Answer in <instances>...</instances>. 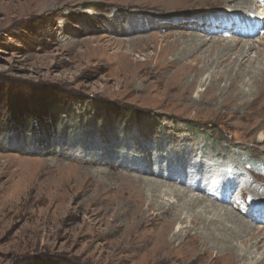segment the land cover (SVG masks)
<instances>
[{
	"label": "rangeland",
	"instance_id": "374dc122",
	"mask_svg": "<svg viewBox=\"0 0 264 264\" xmlns=\"http://www.w3.org/2000/svg\"><path fill=\"white\" fill-rule=\"evenodd\" d=\"M153 1L0 0V264H126L130 260L112 252L119 237L107 233L126 197L137 193V182L153 171L182 172L187 182L205 169L199 165L210 164L201 180L219 175L215 186L230 178L264 179V141L258 142L261 134L264 139V98L250 106L249 98L232 100L221 93L224 80L221 90L208 81L198 84L204 72L189 74L196 83L188 89L170 73H154L157 52L172 59L174 34L185 41L188 35L221 42L232 37L187 26L222 12L221 6L179 0L181 5L160 11ZM235 14L248 23L245 11ZM261 28L246 38L258 50L264 48ZM203 51L195 56L209 60ZM231 58L211 75H223ZM248 78L236 90H247ZM10 94L26 116L35 111L48 118L41 125L35 118L30 126L19 124L8 112ZM62 98L65 112L50 123L56 108L48 106ZM115 109L121 116H113ZM182 164L194 170L182 171ZM232 185L225 189L231 194L226 206L239 195L240 186ZM234 208L240 216L253 215L264 230V197L243 194Z\"/></svg>",
	"mask_w": 264,
	"mask_h": 264
},
{
	"label": "bare ground",
	"instance_id": "6f19581e",
	"mask_svg": "<svg viewBox=\"0 0 264 264\" xmlns=\"http://www.w3.org/2000/svg\"><path fill=\"white\" fill-rule=\"evenodd\" d=\"M53 1L58 3L60 0ZM158 1L155 8L160 11L182 4L179 0ZM204 2L212 7L220 5L218 9L222 12H213L214 15H202L192 21L189 20L187 23L189 29L204 31L205 35L210 37L218 33H230L232 37L221 42L212 38L188 35L189 38L187 37L185 41L183 40L186 38L185 35L174 34L176 39L170 45L174 52L169 49V52H173L172 59L167 61L162 51L157 52L154 73L159 77L170 73L172 80H178L179 84L188 89L189 85L196 83L195 79L188 80L189 74L194 73L195 76L204 72L206 78L204 77V81L200 79L198 84H205L208 81V87L221 90L219 83L224 80L221 93L225 92L232 100H238L239 97L249 98L248 105H255L264 98V48L258 50L254 42L246 40L249 36L245 31L242 33L240 29L247 30V27H252L253 19L255 22H260L262 28L264 27V0H204ZM240 10L245 11L246 18H242L248 23L235 20L238 15L235 13H239ZM223 27H230L229 32ZM169 36L173 35H168L166 38ZM201 50L208 53L209 60L204 61L198 55L195 56ZM252 51H255L254 56H251ZM231 55L234 57L233 66L230 69L229 67L227 70L224 69L223 75L218 73L212 76L213 72L210 70L214 71L222 64L232 61ZM198 63H201V69L197 68ZM247 76L249 77L247 82L250 81L248 89L236 90L238 82L245 81ZM262 136L263 134L258 137V142L264 141ZM202 166L205 169L193 172L197 179L189 178L187 182L183 180L182 172L173 171L165 174L161 171H153L150 178L140 179L137 182L140 186L137 193L126 197V204L116 215L114 228L107 233V235L119 237L115 245L112 243V252L121 253L126 260L131 261L126 264H252L251 261H255L254 264H264V230L254 225L261 221L253 218V215L240 216L234 212V206L241 204L243 194L258 200L264 197V189L259 187V184L264 183V179L251 176L238 182L237 178H230L229 181L225 183L222 181L215 186L214 183L220 181V176L209 175V179L204 175L201 180V175L208 174L207 168L210 169V164L199 165V167ZM181 167L182 171L194 170L193 165L182 164ZM198 177L203 184L201 187ZM169 182L177 185L166 184ZM227 183L239 185L240 188L239 195L233 197L230 205L226 206L229 203L228 197L231 196L229 191L225 190L229 186ZM144 195L147 197L145 209H143ZM228 206L233 210H230ZM254 210L255 208L252 207L250 211ZM181 216H184L182 220H180ZM246 218L250 223L243 220ZM174 225L176 232L172 231ZM182 231L184 236H181ZM179 254H182L180 260H178Z\"/></svg>",
	"mask_w": 264,
	"mask_h": 264
},
{
	"label": "trees",
	"instance_id": "16d2710c",
	"mask_svg": "<svg viewBox=\"0 0 264 264\" xmlns=\"http://www.w3.org/2000/svg\"><path fill=\"white\" fill-rule=\"evenodd\" d=\"M16 95H12V94H10L9 96H6L8 99H9V101H8V104H7V107H8V112H9V115L11 116V115H13V113H15L16 114V118H18V123L19 124H21V122H23L24 124H23V126L24 127H26V126H30L29 125V122L31 121V119L32 118H35V119H38L39 120V124L40 123H43L42 122V119L41 118H45V119H47L48 117L47 116H45L44 114H43V112H35V111H31V112H29L28 113V115L26 116L25 115V113H23V111H22V109L20 108V104H19V102H17V104L18 105H16V103L14 104V97H15ZM47 97V99H49V100H53V98H54V96H52V95H47L46 96ZM54 103L55 104H51V105H49L48 106V109L49 108H56V112L55 113H53V117L50 115L49 117V122L50 123H52V122H54V121H56L55 119H58L57 117L61 114V113H63V112H65L64 110H65V102H64V99L62 98V99H60V100H58V101H55L54 100ZM47 112V111H46ZM111 112V111H110ZM67 113V112H66ZM112 113H113V116H116V115H118V116H121L120 115V111L119 110H117V109H115V110H113L112 111ZM22 115V116H21ZM125 115H126V113H125ZM129 116H131V115H129ZM25 117H27V118H25ZM137 119H135V120H137V122H139V120L141 119L140 117H139V115H138V117H136ZM11 125H13V122H11ZM41 125V124H40ZM19 127H23L22 125H18ZM31 127H33L34 129H35V127L34 126H31ZM36 131H37V129H36ZM34 132V131H33ZM35 133V132H34ZM39 134V133H38ZM124 135H125V133H124ZM42 143H44V141L42 140V139H40V140H38L37 139V144H42Z\"/></svg>",
	"mask_w": 264,
	"mask_h": 264
}]
</instances>
